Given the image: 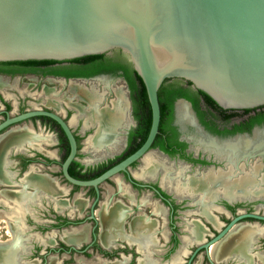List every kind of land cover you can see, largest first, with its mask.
Masks as SVG:
<instances>
[{"label": "flooded vegetation", "instance_id": "flooded-vegetation-1", "mask_svg": "<svg viewBox=\"0 0 264 264\" xmlns=\"http://www.w3.org/2000/svg\"><path fill=\"white\" fill-rule=\"evenodd\" d=\"M107 57L128 62L120 51L119 54L115 52ZM99 75H116L123 79L119 71L116 74H97L90 77H64L34 70L14 72L0 70V121L5 118V112L11 116L27 110L48 109L56 112L67 122L77 106V104L76 106L72 104L69 97L74 94L83 95L85 99L94 98V94L97 97L98 90L94 91L87 85L81 86V82ZM67 83L76 84L80 88L75 90L69 86L67 89ZM125 85L128 90L126 82ZM86 92L90 95L85 97ZM127 99L129 116L133 123L130 125L125 123L124 102L116 100L117 107L123 110L124 118H116L111 123L105 122L101 132L107 140L110 131L121 121V149L112 156L92 161L88 166L82 165L74 158L71 162L78 165L75 169L79 168L81 172L90 174L101 169L104 171L128 155L125 153L131 146L129 134L136 128L137 119L133 115L134 105L129 90ZM63 100H69L70 104H64ZM201 106L204 109L202 103ZM105 109L108 110L109 107L100 104L96 107L97 111L92 112H101ZM229 113L231 115L224 118L223 115ZM229 113L210 109L204 115V120L208 125L206 126L201 122L188 100L181 97L175 98L170 115L166 120L165 132L161 136L164 147L153 146L151 143L146 151L147 153L152 150L158 160L151 156L152 165L147 167L145 157L143 161L141 160L145 153L128 165L125 173L118 172L98 184L97 199L92 187L71 185L62 178L60 163L63 160V149L58 139L60 128L54 121L44 116H36L5 127L0 134L11 132L16 125L18 128L24 127L20 124L30 122V127L26 128L32 134H50L56 141L60 158L57 162L45 158L41 161L42 165L45 167L52 164L58 166L57 172L54 173L48 169L46 172L72 186V191L79 188L86 189L88 205L84 216L72 218L55 212L51 206L41 207L37 209L38 214L35 219L28 214L23 217L21 231L15 229L14 225L8 226L3 216H0V264H76L77 259L84 264L99 261L112 264H186L190 257L189 264H244L245 262V264H264V237L255 243L257 233L264 231L251 223L256 220L248 218L230 227L221 239L208 245L206 251L200 248L192 255L196 247L215 236L233 216L241 212H256L254 210L255 199L264 197V188H261L264 186V159L236 160L233 157L237 152L232 153L230 149L220 150L216 143L210 140L211 138L222 140L234 137L221 146L233 147L239 151L246 142L235 136H251L255 127H264V122L253 124L248 130L234 131L235 126L246 127L253 112ZM86 119L87 122L90 121ZM193 121L200 126L204 134L196 130ZM90 123L93 124L82 127V119L75 120L73 125L67 122L75 137L77 150L82 139L80 136L98 131L101 119L96 118ZM260 136L261 132H256L254 137ZM23 139L27 137L18 136L19 142ZM34 158L36 157H23L19 161L18 175L29 165L37 162ZM138 162H143L142 167L146 168L141 171L136 168L139 170H136L133 175L131 171ZM146 170L152 171L151 175H141ZM214 174L216 177L213 176ZM29 181L46 190L52 188L51 182L46 178L30 176ZM70 194L71 191L68 196ZM94 200L93 217L87 218L90 204ZM76 203L82 204L81 201ZM7 211L8 208L0 204V214ZM120 214L122 216L120 231L118 232L115 226V229L103 232L102 228L116 223ZM142 218H145L149 224L145 232L140 230ZM85 222L89 224L87 239L64 240L65 234L77 233V230L82 227L77 226ZM257 222L264 223L260 220ZM74 227H77L76 230L71 232ZM239 227L244 228L246 233L241 237L234 236L230 231ZM8 228L11 229L12 234L8 232ZM227 239L229 242L232 241V245L227 247V244L225 248L228 249L224 248L222 255L215 260L211 255V247L227 242Z\"/></svg>", "mask_w": 264, "mask_h": 264}, {"label": "water", "instance_id": "water-1", "mask_svg": "<svg viewBox=\"0 0 264 264\" xmlns=\"http://www.w3.org/2000/svg\"><path fill=\"white\" fill-rule=\"evenodd\" d=\"M117 51L142 83L150 123L134 151L94 178L81 180L68 174L77 145L56 112L33 109L11 116L5 112L0 121V131L36 116L54 121L68 144L60 163L62 178L71 185L92 187L96 199L97 185L125 173L157 137L163 121L158 96L169 79L189 83L226 113L264 109V0H0V66L76 62L83 56ZM193 125L204 134L195 121ZM256 132L261 136L255 138ZM238 137L246 142L239 151L221 146L234 137L210 140L220 150L237 152L236 160L264 159V128ZM95 200L87 218L93 217ZM247 218L264 221L263 214L238 213L192 255L200 248L206 251Z\"/></svg>", "mask_w": 264, "mask_h": 264}, {"label": "crops", "instance_id": "crops-1", "mask_svg": "<svg viewBox=\"0 0 264 264\" xmlns=\"http://www.w3.org/2000/svg\"><path fill=\"white\" fill-rule=\"evenodd\" d=\"M98 83H101V85ZM83 85H87L94 91L98 90L99 95L97 98L93 99V101L87 98L85 99L83 95L74 94L70 96L69 100L72 101V104H77V106L75 105L76 110H74L67 120L69 125H73V122L79 119H82V127L92 125L93 123H90V121L96 119L90 118L89 115H85L84 111L88 108L94 111L100 104H105V106H107L102 98L105 97L108 91H112L114 94L116 93V88L112 86L113 82L110 80L104 82L98 80L92 82V84L91 82L81 84V86ZM67 88L69 89V86H67ZM69 100H63L64 104L69 105ZM116 100L117 99H113L112 101L109 100L108 107L110 108V105H114ZM86 118L90 121L87 122ZM120 123L110 131L107 140L103 143L98 144L92 142L91 138L94 136V133L85 136L81 135L80 137H82V139L80 140L75 160L84 166H88L91 165L92 161L102 159L104 153H115L119 151L121 149L120 146L122 145ZM20 125L29 128L30 122H24ZM17 126L18 125L14 126L13 129L18 128ZM88 142H90V144ZM87 154H96L95 157L99 158L89 160L86 158ZM34 156L36 157L34 159L37 162L29 165L20 175H18L19 161L23 157L32 158ZM45 158L54 162H57L60 158V151L56 147V141L50 134L36 133V135H34L31 133L28 139H23L21 142L18 141V137L13 132L0 134V204L8 208V211L4 214H0V216H3L9 226L14 225L15 229L18 231H21L23 228V217L28 214L35 219L38 214L37 209H40L41 207L51 206L55 212L62 213L69 218L82 217L85 214V209L88 205L85 193L86 189L79 188L78 190L72 191V186L46 172V169H48L55 173L58 171V166L55 164H52L49 167L43 166L41 161ZM30 176L49 179L52 185L51 190H46L41 186L31 183L29 181ZM70 191L71 194L68 196ZM78 201H81L82 204L78 205V203H76ZM121 222L122 216L120 214L116 223H111L112 225L110 224L107 227H103V232L111 231L112 229H115V226H117L116 230L119 232L121 229ZM140 223H142L140 230L144 232L148 230L147 225L149 224L145 218H142ZM81 226L86 229L85 239H87L89 224L85 222L77 227ZM77 227H74L71 232H74Z\"/></svg>", "mask_w": 264, "mask_h": 264}, {"label": "trees", "instance_id": "trees-1", "mask_svg": "<svg viewBox=\"0 0 264 264\" xmlns=\"http://www.w3.org/2000/svg\"><path fill=\"white\" fill-rule=\"evenodd\" d=\"M119 54V51H117ZM2 71L14 72L16 70H34L41 73H49L54 75H61L64 77H90L97 74H116L119 71L120 75L125 80L131 99L133 100V115L137 119V126L133 129L130 134L131 146L129 150L125 153L129 154L145 138V135L148 131L149 122H150V110L145 95L144 88L139 77L130 67V64L121 59V61L110 59L107 56H83L76 62H62V63H45V64H29V65H12V66H0ZM184 98L188 100L194 109V111L199 116L201 122L208 126L204 120V115L206 112L211 110H217L221 113L225 112L224 109L219 108L207 95L204 93L194 90L190 87L189 83L181 82L180 80L169 79L163 90L158 96V106L159 112L163 117L162 124L160 126L157 137L155 135L152 145L163 146L162 134L165 132L166 120L170 115L172 102L175 98ZM201 103L204 106V109L201 107ZM253 112V115L250 116V120L247 123L246 127L241 125L235 126L234 131H243L248 130L253 124H259L264 122V109L261 110H250ZM250 111H242L244 113ZM231 114L223 115L224 118H227ZM58 139L62 145L63 153L62 159L67 153V142L59 130ZM78 165L75 162H71L68 166V174L73 178L77 179H86L93 177L102 171H96L94 173L81 172L80 169H75Z\"/></svg>", "mask_w": 264, "mask_h": 264}, {"label": "bare ground", "instance_id": "bare-ground-1", "mask_svg": "<svg viewBox=\"0 0 264 264\" xmlns=\"http://www.w3.org/2000/svg\"><path fill=\"white\" fill-rule=\"evenodd\" d=\"M73 89H75V90H79V86L78 85H73V86H71ZM84 95H85V97L86 96H88V93H84ZM91 95H93V94H91ZM51 96H52V93H51ZM94 98L93 97H89L90 98V100H92L93 101V99H95V98H97L96 97V95L94 94ZM55 98V97H54ZM53 100V99H52ZM54 104V103H53ZM89 117L90 118H97L98 120H100L101 119V124H100V128H99V130L98 131H96L95 133H94V136L91 138V140H92V142L93 143H103L104 142V140H105V135L103 134V133H101L102 132V125L103 124H105V122L106 123H111L112 121H114L116 118H119V117H123V110H122V108H118L117 106H112V107H110L108 110L107 109H105V110H102L101 112H90L89 113ZM107 125V124H106ZM101 129V130H100ZM104 131V130H103ZM11 132H13L17 137L19 136V135H21V137H27V139L30 137V132L27 130V128L26 127H21V128H14V129H12L11 130ZM7 134V133H6ZM26 135V136H25ZM9 136V135H8ZM7 136V137H8ZM3 137V136H2ZM1 137V138H2ZM88 141H89V139H88ZM32 142V141H31ZM30 142V143H31ZM6 143V142H5ZM89 144H90V142H88ZM152 157H145V160L147 161V164H146V166L147 167H150V165H152V163H151V161H152ZM146 168V167H145ZM147 171V170H146ZM210 172V171H209ZM211 173H212V171H211ZM216 174V173H215ZM215 174L213 175V176H215ZM207 175V174H206ZM205 175V176H206ZM210 175V174H209ZM204 176V177H205ZM208 176V175H207ZM222 176V175H221ZM246 176V175H245ZM216 177V176H215ZM207 178V177H206ZM208 178H209V176H208ZM207 178V179H208ZM214 179V178H213ZM47 180H49V179H47ZM198 180V179H197ZM190 181V180H189ZM206 181V180H205ZM231 181V180H230ZM33 182V181H32ZM201 182V181H200ZM238 182H239V180H238ZM207 183V182H206ZM237 183V182H236ZM210 185V184H209ZM190 187V186H189ZM103 206V205H102ZM111 206V205H110ZM109 206V207H110ZM108 207V208H109ZM105 209H106V207H104ZM103 208V209H104ZM101 209V208H100ZM104 209V210H105ZM111 213H113V212H111ZM113 217V216H112ZM108 223V222H107ZM101 225V224H100ZM9 226V225H8ZM244 226V225H243ZM86 227V226H85ZM244 227H246V226H244ZM254 227V226H253ZM253 227H251V228H253ZM250 228V227H249ZM255 228V227H254ZM103 229V228H102ZM198 230V229H197ZM253 230V229H252ZM103 231V230H102ZM8 232L10 233V234H12V231H11V229H9L8 228ZM86 229L84 228V227H81L79 230H77V233H75V234H73V233H68V234H65V236H64V240H69V241H72V240H80V239H84L85 238V236H86ZM108 232V231H107ZM230 232H232L233 233V235L235 236H238V237H241L243 234H245L246 233V230L243 228H235L233 231H230ZM100 233V232H99ZM102 233V232H101ZM229 234V233H228ZM252 234V233H251ZM250 234V235H251ZM102 235V234H101ZM231 237V236H230ZM230 237H229V240H230ZM233 239H234V237H233ZM232 239V240H233ZM236 239V238H235ZM247 239V238H246ZM228 240V239H227ZM226 240V241H227ZM229 240L227 241V242H223L222 244H219L218 246H212L211 247V255H212V257L216 260V259H218V256H221L222 255V251L224 250V248L226 247V245H227V247H229L230 246V244L232 243V241H230L229 242ZM237 240V239H236ZM240 241V240H239ZM7 242V241H6ZM11 242V241H10ZM144 242V241H143ZM225 243V244H224ZM247 244V243H246ZM2 245H4V244H2ZM232 245V244H231ZM241 245V244H240ZM223 246V248H221ZM237 247V246H236ZM2 248V247H1ZM4 248V247H3ZM247 248V247H246ZM225 249H228V248H225ZM230 249V248H229ZM232 249V248H231ZM225 252V251H224ZM247 252V251H246ZM226 253V252H225ZM229 253V252H228ZM1 256V255H0ZM227 256V255H226ZM252 256V255H251ZM5 257V256H4ZM256 257V256H255ZM253 258V257H252ZM0 260H1V258H0ZM82 260V259H81ZM264 260V259H263ZM52 261V263H53V260H51ZM96 262V261H95ZM76 264H84L82 261H80V259H77V262H76ZM85 264H112V263H110V262H105V261H99V262H97V263H85Z\"/></svg>", "mask_w": 264, "mask_h": 264}, {"label": "rangeland", "instance_id": "rangeland-1", "mask_svg": "<svg viewBox=\"0 0 264 264\" xmlns=\"http://www.w3.org/2000/svg\"><path fill=\"white\" fill-rule=\"evenodd\" d=\"M98 80H100L101 82H104V81H106V80H110V81H112L113 82V85L112 86H114L116 89H115V91H116V93L114 94L112 91H108V93L105 95V98H104V102L107 104V106H109V100H113V99H116V97L118 98V102H122V100H123V102H124V117H125V119H126V121H125V123L127 124V125H130L131 123H133L132 122V120H131V118H130V116H129V103H128V99H127V94H128V90H127V88H126V85H125V82H124V80L121 78V77H119V76H116V75H114V76H104V75H99V76H94V77H91V78H89V79H86V80H82V82H81V84H87V82L89 83V82H91V84H92V82H96V81H98ZM98 84H100L101 85V83H98ZM73 85H76V84H70V83H67V86H73ZM64 87V86H63ZM68 89V88H67ZM111 104V103H110ZM112 106H117V104L115 103L114 105H110V107H112ZM60 112V111H59ZM90 112H92V110L91 109H87L86 110V113H85V115L87 114V116H88V113H90ZM264 127H255L254 129H253V131H252V134L255 132V131H257V130H260V129H263ZM153 151L152 150H150V151H148L143 157H142V161H143V158L144 157H146V156H148L149 155V157H153L155 160H158V158L155 156V155H153V153H152ZM114 154V152H107V153H104V155H103V157L105 158V157H107V156H112ZM96 156V154L95 155H92V154H87L86 155V158L87 159H89V160H93L94 158H99V157H95ZM102 157V158H103ZM145 159V158H144ZM258 159H260V158H258ZM142 165H143V162H138V164H136L134 167H133V169H132V174L133 175H135V172H136V170H139L140 169V171L144 168V167H142ZM136 168H139V169H136ZM144 170H145V168H144ZM139 171V172H140ZM147 172V173H146ZM144 171V173L143 174H141V175H151V173H152V171ZM263 182V181H262ZM264 185V184H263ZM261 188H264V186H262ZM254 210L257 212V213H259V214H264V197L263 196H261V198H256L255 199V205H254ZM252 224H254L258 229L259 228H261V229H263V231H264V223H260V222H257V221H252L251 222ZM263 237H264V232H258L257 233V236H256V238H255V243H257V242H259V241H261L262 239H263ZM255 245V244H254ZM257 246V245H256Z\"/></svg>", "mask_w": 264, "mask_h": 264}]
</instances>
